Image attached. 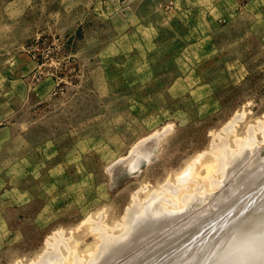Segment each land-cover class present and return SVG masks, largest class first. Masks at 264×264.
<instances>
[{
  "label": "rangeland",
  "instance_id": "1",
  "mask_svg": "<svg viewBox=\"0 0 264 264\" xmlns=\"http://www.w3.org/2000/svg\"><path fill=\"white\" fill-rule=\"evenodd\" d=\"M261 159L264 0H0V264H153L264 184ZM153 194L171 215L98 262ZM261 211L229 264H264Z\"/></svg>",
  "mask_w": 264,
  "mask_h": 264
},
{
  "label": "bare ground",
  "instance_id": "2",
  "mask_svg": "<svg viewBox=\"0 0 264 264\" xmlns=\"http://www.w3.org/2000/svg\"><path fill=\"white\" fill-rule=\"evenodd\" d=\"M234 119H235V117H234ZM241 119H243L242 116H241ZM235 120H237V118ZM231 123H229V124H231ZM259 126H260V124H259ZM228 128H231V127H228ZM259 130H261V129H259ZM133 150H134V148H133ZM229 157H231V156H229ZM257 159H258V157H257ZM132 161H134V160H132ZM137 162H138V159H137ZM254 162L256 163V160ZM254 162H252V163H254ZM260 163H262V162L260 161ZM137 164H136V160H135V166ZM188 170H189V167H188ZM262 170H264V167L262 168ZM184 171H186V170H184ZM260 172H261V166H260ZM187 174L185 175V174L182 173L183 176H180L182 178H180V179L178 178V181L181 182V180H185V179L187 180L188 178H190V177L187 176ZM185 181L183 182V184L185 183ZM188 181H189V179H188ZM188 181H186V182H188ZM167 184H168V182H167ZM167 184L164 186L165 188L163 187V190L166 189ZM168 185L169 186H167V188H171L170 184H168ZM163 190H162V192H163ZM167 190H169V189H167ZM189 195L188 194L186 196L182 195L181 199L183 198V201H184V199L187 196H189ZM243 195L244 194L232 199L230 201V203H228V206H227L226 210H224L221 213V215L223 214V217L221 215L217 216V217H213L212 220H210L208 222H204L203 224H201V225H199V226H197L195 228L190 229L188 232L186 231V234L180 235L182 237L181 238L179 237L180 239L178 241L174 242V240H173V243L170 242L171 243L170 245H167L168 244L167 243L166 244L167 246L165 245L166 247H163L161 249V251H159V255L158 256L156 255V257L152 256L151 258H149L151 256L150 255L148 257L149 260L147 259V257L144 260H147L148 261L147 263H152L154 261L153 264H187V263L188 264H194L195 262H198L197 260H199V257L196 256V254L198 252L204 250V249H208V248H211V247H215V251L214 252H218L215 256L218 255V257L217 258L214 257L213 261L211 260L212 262H209V264H229L228 263V262H230L228 260L229 259V257H228L229 255H230V257L234 256L235 258H238L239 256H243L244 253H242L241 251L245 250L250 245L249 243L251 241L250 237L248 238L247 233H245V231L243 229V225L249 224V223H252V222L256 223V222H259L260 220L263 219L262 217H260V214L262 213L261 210L264 207V184L258 183L257 187H253L252 190L247 192L246 196H243ZM191 196H193V198H192L193 200H194V198H196V196L194 197V194L193 195L191 194ZM160 198H162V197L157 195V194L156 195L153 194V196L150 197L149 199H146L145 202L142 203V205L140 203L139 205L136 204L134 206H133L134 202L132 200L133 208L132 209L130 208L131 210L127 209L128 212L126 214L128 216L125 215V216L129 217V220H126L127 222L125 221L126 224H127V226L126 225L124 226V227H127L126 230H124L125 232L122 230L123 233H120L118 236L117 235L116 236L112 235L113 237H111L109 235L110 238H108V239L104 238L103 239L105 241V245H104L105 247H102L103 250H100V252H99L101 254L100 256H99V254H96V258L99 256L97 258L98 262L103 260V259H105V256L107 257L108 253H111V252L114 253V252L118 251L121 248V246H122V245H119V244L121 242L124 243L123 240L126 241L128 238H130L133 235H135L136 233L140 232L145 227H147L150 223L154 222L155 219H156V221H158L157 218L158 219H163L164 215L168 216L170 211L159 203L158 200L161 201ZM188 198H190V196L187 197L186 199L190 200V201H193V200L188 199ZM206 200H208V199H206ZM134 201H136V200H134ZM203 201H205V200H203ZM136 202H138V201H136ZM240 202H241V204H240ZM194 205L196 206V204H193V207H195ZM137 209H138V211H137ZM184 211H185V209H184ZM226 211H229V213H225ZM182 212H183V210H182ZM173 213H172V216L175 215ZM170 215H171V213L169 214V216ZM176 216H177V214H176ZM183 216H181V217H183ZM164 218H165V216H164ZM121 225H123V223ZM121 225L119 227H121ZM99 231H101V230H99ZM102 231H105V230L102 229ZM182 233H184V232H182ZM106 236H107V234H106ZM175 237H173V238H175ZM224 238H225V240H223ZM143 240H145V239H143ZM222 240H223V243L221 242ZM169 241H170V238H169ZM133 242H135V241H133ZM140 242H142V241H140ZM162 242H163V240H161L160 242H158V244L157 243L156 244L159 245V243H160L162 246H164V244H162ZM216 242L218 244H219V242H221L222 245L218 247V245L216 246ZM55 244H58V243H55ZM55 244H53V245L57 246ZM157 245H155V246H157ZM54 246L52 247L53 249L55 248ZM101 246H102V244H101ZM130 246H132V243H131ZM155 246H153V247H155ZM153 247H151V248H153ZM57 248L58 247H56L53 250V252H50V253H52L54 255L45 254L44 256H46V257L43 256L44 258L43 257L40 258V260L37 261L36 264H50V259H52L51 258L52 256L59 257V255H60V254H56V252H58ZM122 251H125V249H123ZM235 251H237V253H236V255H233V254H235ZM126 252L127 251H125L124 254ZM122 253H120V254H122ZM47 255L48 256L50 255L51 257L49 256L50 258H48ZM109 255H111V254H109ZM125 256H123V257L125 258ZM60 257L62 258V256H60ZM221 257H223L224 260L220 261ZM75 258H77V257H75ZM244 258H246V257L244 256L243 259ZM114 259H118V256H117V258H114ZM181 260H183L182 262H184V263H182ZM76 261H77V259H76ZM111 261L110 262L108 261V264H111ZM141 263H143V262L140 261L137 264H141ZM52 264H54V263H52ZM78 264H79V262H78ZM96 264H97V262H96Z\"/></svg>",
  "mask_w": 264,
  "mask_h": 264
},
{
  "label": "water",
  "instance_id": "3",
  "mask_svg": "<svg viewBox=\"0 0 264 264\" xmlns=\"http://www.w3.org/2000/svg\"><path fill=\"white\" fill-rule=\"evenodd\" d=\"M221 260H224L223 257L220 258V261H221Z\"/></svg>",
  "mask_w": 264,
  "mask_h": 264
}]
</instances>
